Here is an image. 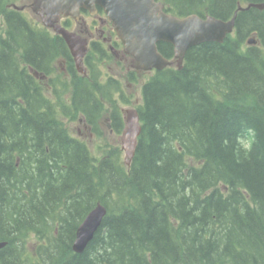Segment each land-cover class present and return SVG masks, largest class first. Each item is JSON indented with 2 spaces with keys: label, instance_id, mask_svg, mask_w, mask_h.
Listing matches in <instances>:
<instances>
[{
  "label": "trees",
  "instance_id": "obj_1",
  "mask_svg": "<svg viewBox=\"0 0 264 264\" xmlns=\"http://www.w3.org/2000/svg\"><path fill=\"white\" fill-rule=\"evenodd\" d=\"M15 1L0 0V264H264L263 47L202 42L181 68L155 70L141 83V132L126 165L119 147L95 157L61 120L96 133L106 102L105 120L120 133L114 95L129 97L119 81L101 83L90 58L89 78L67 61L70 84L51 80L48 97L28 67L51 73L68 53ZM218 1L219 10L231 2ZM254 20L264 39V17ZM157 46L173 57L170 43ZM89 53L108 58L98 47ZM97 202L106 214L74 252L76 228Z\"/></svg>",
  "mask_w": 264,
  "mask_h": 264
},
{
  "label": "water",
  "instance_id": "obj_2",
  "mask_svg": "<svg viewBox=\"0 0 264 264\" xmlns=\"http://www.w3.org/2000/svg\"><path fill=\"white\" fill-rule=\"evenodd\" d=\"M96 5L106 14L123 44V51L130 55L134 69H163L174 63L181 68L186 50L207 41H222L224 33L232 29L233 18L223 21L212 16L206 19L197 14L178 17L163 12L162 3L156 0H32V12L40 16L44 26L52 28L67 43L79 72L84 73L82 59L87 51L86 40L59 24L61 17L78 18L80 9L93 12ZM256 5V4H254ZM14 9L23 7L11 4ZM168 42L173 47L174 59L165 57L158 49L159 42ZM121 148L124 163L129 165L141 132V123L136 108L123 109ZM106 214V207L97 202L84 216L75 231L72 242L74 252H82L92 240ZM5 241H0V247Z\"/></svg>",
  "mask_w": 264,
  "mask_h": 264
},
{
  "label": "flooded vegetation",
  "instance_id": "obj_3",
  "mask_svg": "<svg viewBox=\"0 0 264 264\" xmlns=\"http://www.w3.org/2000/svg\"><path fill=\"white\" fill-rule=\"evenodd\" d=\"M156 1L162 3L163 12L170 13L178 17H183L188 14H197L203 19H206L208 16H212L214 18H217V20L220 19L223 21H230V19L233 18L234 20H232V29L224 33L225 35L223 37V40L219 42H211H217L218 44L229 42L230 44H235L240 52H247L253 47H263L264 49V39L259 37L260 34L259 32H257L259 30L257 29L258 25L254 20L256 17H264V0H231L230 4L225 9L220 10L219 6L221 4L218 0ZM22 6L23 9L21 11L24 12V10L26 9L25 4ZM253 11L260 12L261 15L258 16V14L253 13ZM243 13H245V15L246 13L250 14H248L246 17L242 15ZM38 18V22H33V24L40 30H42V32L47 35L48 39L56 42V40L59 41V39L61 38V40L63 41L64 49L65 51H67L66 53H68V56L70 58L69 59L68 56H60V58H58L57 60L59 68H57L58 66L53 65L51 73L45 72V70L34 71L30 66L28 67V73L32 75L34 80H36L39 85L44 88V90L52 89L53 85H51V80H53V83L56 87H60L62 83L70 84L72 75L67 70V61H70L71 67L75 70L74 72L84 78L90 77V67L88 64L89 62H87L86 60L87 58H96V60H99L103 66L107 67H111V64H107L109 60L115 67L125 63L126 72L130 70H133L135 73H150L155 71V69H134L130 66L131 56L124 53L123 44L120 38L116 34L112 23L106 20V14L100 6L96 5V9L93 12H90L88 9H80V16L77 19L70 16H65L61 17L59 20V24L61 26L71 32H75L80 36V38H84L86 40L87 51L82 59V67H84L85 69L84 73H80L77 70L73 56L63 37L60 34L56 33L52 28L44 26L39 16ZM96 47L104 49L105 55L108 58L100 59V56H98L96 53H89L90 50H93L94 48L96 49ZM54 74L57 75L54 76ZM111 77L115 78L114 76ZM106 121L108 120L106 119ZM87 125L88 124L86 123V126ZM88 128H91V126L88 125Z\"/></svg>",
  "mask_w": 264,
  "mask_h": 264
},
{
  "label": "rangeland",
  "instance_id": "obj_4",
  "mask_svg": "<svg viewBox=\"0 0 264 264\" xmlns=\"http://www.w3.org/2000/svg\"><path fill=\"white\" fill-rule=\"evenodd\" d=\"M30 1L31 0H19L15 1V4L19 6L25 4L26 9L24 10V14L30 21L38 22V16L33 13L30 9ZM1 24L2 23L0 19V25ZM58 58L54 60V62L51 64V67H53L54 65L58 66L57 68H59V65L57 63ZM90 61L92 62L93 69L96 71L98 80L101 83H106V80L108 78L114 76V79H117L119 81L120 88L124 95L129 97L128 103H122L119 94L114 95L116 97L115 101L119 109L122 110L135 107L141 102V83L144 80L148 79V77L152 75V72L136 73V81L130 82L126 79V76H124L126 75L125 63L115 67L109 60L107 64H111V67H107L103 66L99 60H96V58H90ZM55 75L57 74H54V76ZM59 88H62V86H60ZM44 92H46V95L48 97L54 99V96L52 95L53 89L44 90ZM70 95V90L64 89L61 92L62 101L69 103ZM108 107L109 104H107L106 102L104 104H101L102 111L100 113L99 119L97 120L98 128L96 133L92 130V128H88V125L86 126V122H84L83 120L81 121L78 118L70 119L64 116L61 120L65 127L68 129V132H70L71 135L83 140L88 145L91 153L95 157H101L104 154L105 149H109L108 147H119L122 151L123 159L124 151L121 148V133L113 131V128L110 126V123L105 120V118L107 117ZM27 242L30 246H35L38 242V239H35V237L31 235L28 238Z\"/></svg>",
  "mask_w": 264,
  "mask_h": 264
},
{
  "label": "bare ground",
  "instance_id": "obj_5",
  "mask_svg": "<svg viewBox=\"0 0 264 264\" xmlns=\"http://www.w3.org/2000/svg\"><path fill=\"white\" fill-rule=\"evenodd\" d=\"M263 3V2H262Z\"/></svg>",
  "mask_w": 264,
  "mask_h": 264
}]
</instances>
